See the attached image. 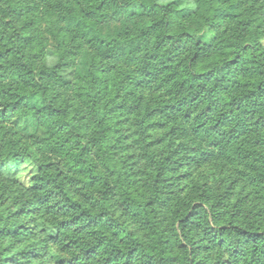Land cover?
I'll return each mask as SVG.
<instances>
[{
	"label": "trees",
	"instance_id": "trees-1",
	"mask_svg": "<svg viewBox=\"0 0 264 264\" xmlns=\"http://www.w3.org/2000/svg\"><path fill=\"white\" fill-rule=\"evenodd\" d=\"M16 1L0 4V243L62 244L67 264H264V0Z\"/></svg>",
	"mask_w": 264,
	"mask_h": 264
},
{
	"label": "rangeland",
	"instance_id": "rangeland-1",
	"mask_svg": "<svg viewBox=\"0 0 264 264\" xmlns=\"http://www.w3.org/2000/svg\"><path fill=\"white\" fill-rule=\"evenodd\" d=\"M26 1L27 0H23V2H19V3L23 4ZM30 1H34V0H30ZM4 2H6V0H0V4L3 6L6 5ZM47 20L50 21L49 18H47ZM34 22H35V20H34L33 14L31 12L28 13L25 17H23V15L20 16V25H22V27L24 26V24H30V27H32L30 29L33 31V29L35 30V27H33ZM48 23L49 24H46V22H45L42 24V25H44L45 30L43 32V36L41 35V39L39 41H37V43H36L38 45V47H41L46 53L49 50H55L56 44H57V41H56V39H54V35L52 34V31H50V29L52 27L56 26V25H54V24H56V22L53 23L52 25L50 24V22H48ZM119 23H120V20H118L116 18L112 19L111 17H109L105 21V23L102 25H104V29H108V28L113 29L114 27H118ZM37 24L39 25V22H37ZM36 39H38V38H36ZM1 99H2V97H0V101H1ZM0 104H1V102H0ZM34 147L36 148L35 145H34ZM5 149H8V148L5 147ZM55 161H57L58 163L57 162L56 163L59 165H64L63 160L61 161L57 158V160H55ZM203 168H201L196 174V175H198V177L201 180H204V178H206L208 176L210 183H213V185H216L218 187H221V186L225 187V186L231 185L230 181H228L227 178H225L226 177L225 174L223 175V179H226L225 182H223V181L220 182L221 178H218V175L214 173L212 166H208L205 169H203ZM35 171L36 170L34 169V166L31 163H28L24 167V169L21 171L20 180L23 182V185L26 188H29V189L32 188L31 178L35 174ZM233 187L237 193H240V190L243 188L241 183L233 185ZM14 200H15V195L13 194V191H12L10 193V197L7 200H4L2 203H0V213H4L5 214L4 217L9 215V214H7L9 211V206H10V204H12V202ZM12 209H14V208L12 207ZM24 217H28L26 219L30 223L29 224L26 221V226H28V227L30 225L32 226L31 221H30L31 216L26 215ZM21 220L23 221V217L21 218ZM29 229L32 230V228H29ZM25 237H26V240H24V238H21L20 242H19V247L15 248V249L10 248V247H12L11 239L3 238L1 240V243H0V264H67V261L69 259H71V257H72L71 248L65 249L62 247V244L54 245V247L51 248L49 255L48 254L36 255L34 253V249H32V245L30 244L32 237L31 236H25ZM1 238H2V236L0 237V239ZM13 253L17 258L16 262H13L12 258H10L11 257L10 255Z\"/></svg>",
	"mask_w": 264,
	"mask_h": 264
}]
</instances>
